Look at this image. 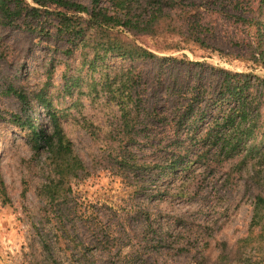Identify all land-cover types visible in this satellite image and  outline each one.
Wrapping results in <instances>:
<instances>
[{"label":"trees","instance_id":"trees-1","mask_svg":"<svg viewBox=\"0 0 264 264\" xmlns=\"http://www.w3.org/2000/svg\"><path fill=\"white\" fill-rule=\"evenodd\" d=\"M102 1L108 7L101 6ZM263 13L264 0H91V8L70 0H0V15L8 22L28 18L53 26L52 37L63 44L64 56L73 58L72 72L62 76L69 95L84 87L79 94L91 103L102 100L117 108L113 128L99 129L104 136L101 146L110 171L130 190L124 216L142 218L153 234L165 228L155 223L149 203L162 198L165 189L178 199L192 201L197 192L189 184L200 183L199 177L210 178L209 186L217 197L213 198L221 205L250 174L249 169H254L255 162L264 165V76L185 57H159L134 40L170 36L217 52L208 45L216 34L214 21L231 19L252 30L249 39H236L233 58L264 70ZM176 48L169 45L164 50ZM152 61L159 62L157 68L137 65ZM78 70H85V77ZM19 98L25 102L22 95ZM36 98L38 107L48 115L50 132L48 127L36 125L33 117L28 123L18 118L17 122L19 126L28 124L36 150L48 149L52 179L46 185L47 200L52 203L62 199L58 193L68 185L73 145L49 100L41 93ZM0 196L6 198L1 177ZM138 198L142 203H137ZM73 216L77 213L69 217ZM101 217L93 222L91 213L81 215L92 236L90 247L78 240V231L70 234L63 227H55L53 240L40 234L45 254L40 264H66L57 252L61 243L74 248L70 264H97L94 252L109 248L118 235L116 224H106L105 213ZM255 229L259 231L255 233ZM263 230L264 195L257 193L247 235L236 242L233 253L225 242L217 241L214 264H258L246 249ZM144 235L148 237L145 233L138 239L143 240ZM197 262L204 264L206 257L198 253Z\"/></svg>","mask_w":264,"mask_h":264},{"label":"rangeland","instance_id":"rangeland-1","mask_svg":"<svg viewBox=\"0 0 264 264\" xmlns=\"http://www.w3.org/2000/svg\"><path fill=\"white\" fill-rule=\"evenodd\" d=\"M70 1L91 8V0ZM100 5L108 7L104 1ZM214 22L216 34L208 45L218 49L217 52L170 36L141 37L134 41L159 57H185L230 71L264 76L260 67L233 58L236 39H249L252 30L235 25L231 19L223 22L218 17ZM52 27L28 18L8 22L0 15V177L6 190V198L0 196V264L42 263L45 254L39 236L55 239V227H63L70 234L78 231V240L90 247L92 236L81 219L84 213H91L93 222L105 213V223L116 224L118 235L111 246L93 254L97 264H198V253L206 257L204 264H214L217 241L225 242L233 253L236 242L248 233L254 196L264 195V165L255 162L254 169H249L250 174L238 182L227 202L221 205L213 198L217 197L209 186L210 178L199 177V189L198 184H189L197 192L192 201L178 199L173 191L165 189L162 198L149 203L155 223L165 228L156 234L150 233L142 218L125 217L124 209L131 201L130 190L110 171L101 146L104 136L99 130L113 128L117 108L106 106L102 100L91 103L79 94L84 87L74 89L73 95L66 92L62 76L72 72L73 58L64 56V46L52 37ZM169 45L177 48L164 50ZM137 65L151 70L159 62ZM81 71L85 77V70H78L77 74L81 75ZM37 93L49 100L73 145V170L68 185L58 193L62 199L52 203L47 200L46 185L52 179L48 149L42 146L36 150L28 124L19 126L17 122L18 118L28 123L33 117L36 125H44L50 132L48 115L38 107ZM137 203H142V199L138 198ZM74 212L77 216L69 217ZM254 231L257 233L259 229ZM145 233L148 237L144 235L139 240ZM57 252L66 264L75 255L74 248L64 243ZM249 252L254 255L252 261L264 264V230L261 237L255 236L249 243L246 253Z\"/></svg>","mask_w":264,"mask_h":264}]
</instances>
